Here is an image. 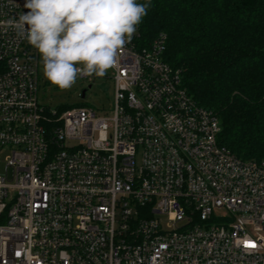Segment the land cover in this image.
<instances>
[{
  "label": "built area",
  "instance_id": "built-area-1",
  "mask_svg": "<svg viewBox=\"0 0 264 264\" xmlns=\"http://www.w3.org/2000/svg\"><path fill=\"white\" fill-rule=\"evenodd\" d=\"M25 4L0 0V264H264V160L219 142L167 35L141 45L137 28L108 70L111 111L52 109L8 24Z\"/></svg>",
  "mask_w": 264,
  "mask_h": 264
},
{
  "label": "trees",
  "instance_id": "trees-1",
  "mask_svg": "<svg viewBox=\"0 0 264 264\" xmlns=\"http://www.w3.org/2000/svg\"><path fill=\"white\" fill-rule=\"evenodd\" d=\"M138 31L147 46L167 35L163 59L217 113L219 142L264 160V0H150Z\"/></svg>",
  "mask_w": 264,
  "mask_h": 264
},
{
  "label": "clouds",
  "instance_id": "clouds-1",
  "mask_svg": "<svg viewBox=\"0 0 264 264\" xmlns=\"http://www.w3.org/2000/svg\"><path fill=\"white\" fill-rule=\"evenodd\" d=\"M25 7L8 24L37 50L44 78L68 90L119 66L150 0H26Z\"/></svg>",
  "mask_w": 264,
  "mask_h": 264
},
{
  "label": "rangeland",
  "instance_id": "rangeland-1",
  "mask_svg": "<svg viewBox=\"0 0 264 264\" xmlns=\"http://www.w3.org/2000/svg\"><path fill=\"white\" fill-rule=\"evenodd\" d=\"M109 73L102 77H96L93 81H89L88 78H79L76 84L68 90H60L57 87L52 86L43 76L42 64L40 58L39 66V97L41 102L57 109L62 106H91L97 110L105 109L112 110L113 97H114V85L111 79H109ZM94 77V76H93ZM92 84L91 89H87ZM87 89L85 98L81 97L83 90ZM3 174V170L1 171ZM216 217H227L228 215L224 210H217ZM163 220L165 216H161Z\"/></svg>",
  "mask_w": 264,
  "mask_h": 264
},
{
  "label": "water",
  "instance_id": "water-1",
  "mask_svg": "<svg viewBox=\"0 0 264 264\" xmlns=\"http://www.w3.org/2000/svg\"><path fill=\"white\" fill-rule=\"evenodd\" d=\"M92 88V85H89L87 89H91ZM87 89L83 90L82 93H81V97L82 98H85L86 96V93H87Z\"/></svg>",
  "mask_w": 264,
  "mask_h": 264
}]
</instances>
